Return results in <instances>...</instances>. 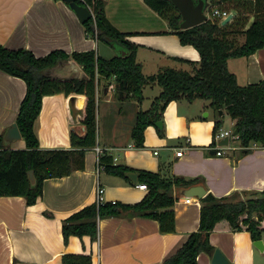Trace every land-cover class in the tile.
I'll return each instance as SVG.
<instances>
[{
    "label": "crops",
    "instance_id": "1",
    "mask_svg": "<svg viewBox=\"0 0 264 264\" xmlns=\"http://www.w3.org/2000/svg\"><path fill=\"white\" fill-rule=\"evenodd\" d=\"M103 1L107 20L138 45L136 56L144 75H154L161 68L190 69L174 57L200 60L198 51L169 34L167 21L143 0ZM0 44L7 49H29L35 57L54 50L68 54L94 50L102 56L100 42L86 36L83 22L64 0H0ZM146 68H151L150 73ZM228 69L235 73L240 86L264 81V47L246 58L228 59ZM156 88L145 86L141 102L134 98L118 100L114 79L100 78L96 88L98 113L102 117L112 113L113 118L109 132L100 136L98 131L96 146L113 158L114 165L151 171L166 180L180 177L202 181L206 194L218 198L233 193L241 200L258 196L264 190V147L255 142L243 147L232 137L226 146L213 143L214 121L227 113L217 115L209 102L200 98L169 103L161 122L148 126L143 146L136 147L131 135L135 116L143 110L145 90ZM160 90L152 99L147 96L150 104ZM25 92L21 78L0 70V136L15 122ZM70 96L56 93L43 97L34 124L41 149L70 148V131L83 134L81 115L70 111ZM231 139L238 144L229 146ZM8 146L23 149L25 142L21 138ZM178 150H182L180 156L176 155ZM218 150L221 155L216 154ZM98 168L96 151L90 148L85 153L84 170L45 180L43 194L34 204L27 206L21 196L0 197V264H63L61 256L68 253L88 254L93 264H164L188 235L198 230L201 201L179 196L173 207L175 230L171 233L161 232L154 219L124 214L99 219L96 240L72 235L64 242L62 220L86 205L97 204L98 187L104 189L102 203L135 204L148 193L139 188L144 182H139L138 176L134 184L126 176L112 175L102 165ZM259 228L263 230L260 248L246 226L235 229L227 220L214 225L210 243L230 264H264V220ZM212 254L200 253L197 264H212Z\"/></svg>",
    "mask_w": 264,
    "mask_h": 264
},
{
    "label": "trees",
    "instance_id": "2",
    "mask_svg": "<svg viewBox=\"0 0 264 264\" xmlns=\"http://www.w3.org/2000/svg\"><path fill=\"white\" fill-rule=\"evenodd\" d=\"M155 13L166 20L169 34L179 37L182 45H192L199 53V61L174 57L189 65V70L163 68L154 75H144L137 61V44L129 41L116 29L105 15L103 0H75L87 7L92 16L83 22L87 37L103 42L117 52L105 58L94 50L72 52L54 50L44 57H35L29 49H7L0 44V70L21 78L26 84L15 123L25 142L23 149L5 146L0 136V197L21 196L27 206L34 204L43 194V182L48 178H62L77 170H84L85 153L97 143L96 131V88L100 78L114 79L118 98H134L141 102L145 86H159V94L147 110H138L131 135L136 147L143 146L144 132L148 126L163 119L164 110L174 100L191 102L200 98L209 102V107L219 113L225 111L237 130V140L243 147L250 142L264 147V81L240 86L235 73L228 69V59L248 57L264 47V0H223L224 8L231 11L232 18L222 25L219 18L208 20L189 29L180 28V14L170 0H143ZM217 0H209L210 4ZM67 3V2H66ZM253 20L249 23L250 18ZM249 23V24H248ZM243 37L244 41L239 42ZM63 60H73L83 69L82 79L56 80L44 74L45 69ZM121 93L124 94L122 96ZM63 93L78 95L85 99L79 123L84 126L83 134L70 132V148L41 149L34 131L42 99L46 95ZM221 117L214 121L213 143L220 130ZM160 134L162 129L158 128ZM99 165L112 175L124 177L127 172L138 173V180L148 186V193L135 204L105 202L91 203L62 220V235L67 243L69 236L82 238L88 235L96 240L98 220L105 217L129 215L147 217L159 222L160 231L175 230L174 210L176 198L172 190L176 185H190L194 181L176 177L166 180L159 174L135 170L126 165H114L113 158L103 151ZM33 170L36 184L31 186L28 173ZM196 181V180H195ZM199 227L188 235L178 250L165 259L164 264H197L202 252L212 254L209 234L220 220H227L232 228L243 224L254 240L261 239L264 220V190L256 197L241 200L231 196L215 197L210 193L200 199ZM47 215H50L47 214ZM63 264H93L90 255L68 253L61 256Z\"/></svg>",
    "mask_w": 264,
    "mask_h": 264
},
{
    "label": "water",
    "instance_id": "3",
    "mask_svg": "<svg viewBox=\"0 0 264 264\" xmlns=\"http://www.w3.org/2000/svg\"><path fill=\"white\" fill-rule=\"evenodd\" d=\"M69 3L70 8L74 11L79 21L85 22V20L89 19L92 14L90 10L83 6L79 5L75 2V0H64ZM178 9L180 14V28L185 30L190 27L197 26L201 23H204L208 20L207 15L205 14L206 10L209 6V0H170ZM232 18V15H228L227 19L222 21V25L227 24ZM45 75L52 77L56 80L63 79H82L85 76V73L82 68H80L73 60H63L57 63L55 66L45 69ZM120 94H122L120 92ZM85 99L84 97H80L78 95H72L69 98L68 104L70 111L76 116L81 115L84 107ZM77 105L79 107L77 108ZM76 113V114H75ZM219 114H223V110L219 111ZM161 122V121H160ZM84 127V126H83ZM75 131V130H74ZM84 131V130H83ZM77 132V131H76ZM79 133V132H78ZM237 130L233 131L234 135H237ZM22 138L21 133L19 132L17 124L14 122L8 128H6L3 135V142L5 146L10 145L11 142L20 140ZM228 144V137L220 138L217 141L218 146H226ZM125 176L132 182L136 183L137 181V173L136 172H127ZM28 178L31 186H35L36 178L33 170H30L28 173ZM172 193L174 198L177 199L179 196H183L186 199H193L199 201L203 198L207 189L202 181H197L190 185H176L173 188ZM256 246L262 247V241L256 240L254 243ZM212 264H230L229 260L223 253L216 248L212 254Z\"/></svg>",
    "mask_w": 264,
    "mask_h": 264
},
{
    "label": "rangeland",
    "instance_id": "4",
    "mask_svg": "<svg viewBox=\"0 0 264 264\" xmlns=\"http://www.w3.org/2000/svg\"><path fill=\"white\" fill-rule=\"evenodd\" d=\"M243 41V37L239 38V42L242 43ZM113 49L111 47H109L107 44L100 42V54L102 55V57H111L114 55V51H112ZM116 54V53H115ZM151 69V68H150ZM150 69L146 68L145 71H147L148 73H150ZM163 69V68H161ZM160 70V69H159ZM158 71V70H157ZM156 71V72H157ZM155 74V73H154ZM159 90V86H157L156 90H152V89H146L145 90V100L143 102V104L141 105V109H146L149 104H150V99H152V97L155 96V94H157V91ZM147 96H150V99H147ZM121 99V98H120ZM131 99V98H130ZM119 100V98H118ZM99 103H96V108H95V113H96V131H97V135H98V131L100 133V136H102L101 133L104 132H109L110 127H111V120L113 118L112 113H109L108 115L102 117V115L100 113H98L99 111ZM221 120V124H220V129H222V131H230V129H233V125H232V119L230 116H228V114L222 116L220 118ZM236 144H238L237 142H235L234 139H231L229 146H236Z\"/></svg>",
    "mask_w": 264,
    "mask_h": 264
},
{
    "label": "built area",
    "instance_id": "5",
    "mask_svg": "<svg viewBox=\"0 0 264 264\" xmlns=\"http://www.w3.org/2000/svg\"><path fill=\"white\" fill-rule=\"evenodd\" d=\"M231 13H232L231 11H229L228 9L224 8L223 0H217V2L214 3V4H210L209 3L208 9L205 12L207 17L219 18L220 20L227 19V16L230 15ZM225 136L228 137V138L229 137L237 138V135L233 134V130L222 131V129H220L216 133L214 141L217 142L220 138H223ZM94 149H95L96 154H97V168H98L99 167V159H100V156H102V154H103V149H100L98 146H95ZM181 154H182V150H178L176 152V155L180 156ZM216 154L217 155H221L222 152L220 150H218ZM139 188L148 190L147 184H144V183H140ZM103 190L104 189H102L101 187L97 188V198H96L97 199L96 200L97 204L102 203Z\"/></svg>",
    "mask_w": 264,
    "mask_h": 264
}]
</instances>
